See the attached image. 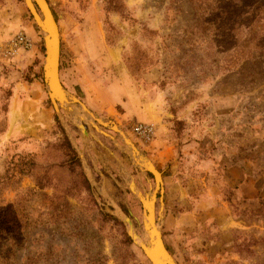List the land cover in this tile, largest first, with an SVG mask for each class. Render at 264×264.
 I'll return each instance as SVG.
<instances>
[{"label":"rangeland","instance_id":"1","mask_svg":"<svg viewBox=\"0 0 264 264\" xmlns=\"http://www.w3.org/2000/svg\"><path fill=\"white\" fill-rule=\"evenodd\" d=\"M21 1L36 56L0 55V264H151L122 215L143 238L138 194L156 190L177 264H264V219L247 226L237 211L264 209V191L237 197V165L264 172V0H47L61 83L88 112L52 105ZM15 80L33 83L21 118ZM136 122L156 126L153 142Z\"/></svg>","mask_w":264,"mask_h":264},{"label":"bare ground","instance_id":"2","mask_svg":"<svg viewBox=\"0 0 264 264\" xmlns=\"http://www.w3.org/2000/svg\"><path fill=\"white\" fill-rule=\"evenodd\" d=\"M46 1V0H45ZM28 8L30 9L31 13L33 14V17L35 19V22L42 26V33L44 34V39H45V46L49 48V46H51V48L48 49L46 56L44 58V65L46 64V69L48 71L47 73V78L49 77V75L51 76V86H52V90H54V92H52V99L54 101H56L59 97L61 99V103H62V107L66 106L69 107L70 104H74L72 103L66 96V93L62 87V83L60 80V72H59V59H60V30L58 27V24L56 23L54 16L52 14V11L50 10V7L47 3V1L45 2V7L49 10V17L43 21L42 15L40 13H37V11L35 10L34 7V2L35 0H25ZM48 29L52 32L49 36L48 34ZM52 37V39L49 41V39ZM49 80V78L47 79ZM83 109L85 111H87L85 109V107L82 105ZM64 108V107H63ZM56 110L59 111V105L56 104ZM113 130L118 131L117 127L115 125H113ZM124 140L126 141L128 147H130V149H132V151H135L139 158L137 160V163L144 168V170H147L151 173L154 174L155 179H156V185H157V189L159 188V186L161 185V175L159 174V172L156 170V168L153 166V164L146 159L143 154H141L139 151H137L138 149L135 148L134 145L131 144V142L125 138V136L123 135ZM132 188L134 189L135 186L132 183ZM135 190V189H134ZM157 192V190H156ZM154 192L152 195H148L145 194L144 196H142L139 192L138 197L140 198L141 204L144 202L145 207H146V216L144 218V221L147 222L146 224L151 228L152 233L157 234L158 238H157V242L159 241L156 249H152V250H158L160 249H165L166 250V246L163 242V238H162V234L160 231V228L157 227V225L159 226L158 221L155 219V193ZM143 208V205H142ZM125 223L127 225L128 231L129 233L133 236V238L135 239L136 244L142 246V245H147V242L150 238V234L146 231V235L143 236V238H140L135 231L132 228V224L130 223L129 219L126 218L125 219ZM169 253H167L168 255ZM171 255V254H169ZM172 260L175 262V259L172 257Z\"/></svg>","mask_w":264,"mask_h":264},{"label":"crops","instance_id":"3","mask_svg":"<svg viewBox=\"0 0 264 264\" xmlns=\"http://www.w3.org/2000/svg\"><path fill=\"white\" fill-rule=\"evenodd\" d=\"M19 31L26 32L29 36H31L34 40L35 35V27L27 15V10L25 8L24 3L21 0H0V44L12 38ZM0 55L1 47H0ZM36 56V51H25L22 57L23 64H30L34 61V57ZM6 59V58H4ZM25 62V63H24ZM33 83H28L22 80H15V83L12 87V100H11V116H15L17 118H21L22 114L29 113V103L26 101L28 98L32 99L31 96H34L33 90H30ZM25 93V101L20 102L21 96ZM19 101V102H18ZM238 104V97H237ZM21 108L20 111L18 108ZM20 113L16 116V114ZM48 114H43V119L47 118ZM19 124V122H17ZM258 133V132H257ZM238 140H237V150H238ZM239 175V176H238ZM264 177V172L261 175H257L253 173H247L241 166L237 165V197L238 195L251 194L249 199H253V197L258 194H262L264 191L263 184H259V177ZM264 179V178H263ZM132 185V183H131ZM130 185V186H131ZM248 199V198H244Z\"/></svg>","mask_w":264,"mask_h":264},{"label":"water","instance_id":"4","mask_svg":"<svg viewBox=\"0 0 264 264\" xmlns=\"http://www.w3.org/2000/svg\"><path fill=\"white\" fill-rule=\"evenodd\" d=\"M47 1V0H46ZM45 0H35L34 4L36 5V7L38 8V13H40L42 15V18H43V21H45L50 13H49V10L45 7ZM34 18V17H33ZM55 19V18H54ZM56 21V20H55ZM57 23V22H56ZM37 24V23H36ZM38 25V24H37ZM41 33H42V26L38 25ZM52 32L48 29V34L50 36ZM43 35V38H44V34L42 33ZM52 39V37L49 39V41ZM44 43H45V39H44ZM49 48H51V46H49ZM48 47L45 46V56H46V53L49 49ZM47 69H46V64L43 66V78H44V82H45V85L47 87V92H48V97H49V100L51 101L52 105L54 106V108H56V104L59 105L60 108H63L62 107V103H61V99L59 97H57L58 99L56 101H54L52 99V92H54V90H52V86L50 85L51 82V76L49 75V80H47ZM65 93H66V96L67 98L74 104H78L82 109V103H80L78 101V99L73 96L72 94H70L65 88L64 86L62 85ZM88 112V111H86ZM140 199V198H139ZM141 202V201H140ZM143 205V208H142V214H143V227H144V235H146V231L150 234V238L147 242V245H142L140 246L138 244V246L141 248L143 254L145 255V257L148 259V261L151 263V264H177V262L173 261L172 258H171V255H169V251L165 249H158V250H152L153 248L156 249L159 241L157 242V234L155 233H152V230L151 228L146 224L147 222L144 221V218H145V214H146V207H145V204L144 202L142 203ZM127 217L122 215V219L123 221L125 222V219ZM127 231H128V228H127ZM128 234L130 235V237L133 239V241L135 242V239L133 238V236L129 233L128 231ZM136 243V242H135ZM167 253H169L167 255Z\"/></svg>","mask_w":264,"mask_h":264},{"label":"built area","instance_id":"5","mask_svg":"<svg viewBox=\"0 0 264 264\" xmlns=\"http://www.w3.org/2000/svg\"><path fill=\"white\" fill-rule=\"evenodd\" d=\"M35 41L24 31H19L11 40L1 46V53L4 58L10 59L19 54L20 51H31L35 48ZM132 133L144 144L154 141L157 128L154 124L136 122L132 126Z\"/></svg>","mask_w":264,"mask_h":264},{"label":"trees","instance_id":"6","mask_svg":"<svg viewBox=\"0 0 264 264\" xmlns=\"http://www.w3.org/2000/svg\"><path fill=\"white\" fill-rule=\"evenodd\" d=\"M260 199H263V198H261L260 197ZM259 199V200H260ZM244 201H245V203L246 202H249V200L248 199H244ZM238 206H242V204L240 203ZM239 210H237L239 213H238V219L240 220V221H243L247 226H250V225H252L253 223H257V222H261L263 219H264V215L263 214H261V213H263L262 211H264V209L263 210H260V211H258V209H255V212L257 213V212H259V214H256V215H252L251 214V211H250V213H249V216H248V218H244L243 217V211L241 212V209L239 208V207H237ZM261 220V221H260ZM253 244H255V243H253ZM252 244V245H253ZM252 245H250V246H252Z\"/></svg>","mask_w":264,"mask_h":264}]
</instances>
